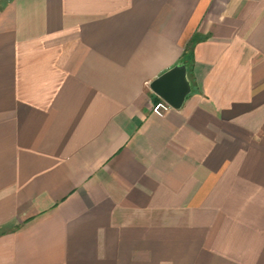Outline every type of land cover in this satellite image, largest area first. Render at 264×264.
Instances as JSON below:
<instances>
[{"label":"crops","instance_id":"crops-1","mask_svg":"<svg viewBox=\"0 0 264 264\" xmlns=\"http://www.w3.org/2000/svg\"><path fill=\"white\" fill-rule=\"evenodd\" d=\"M0 264H264V0H0Z\"/></svg>","mask_w":264,"mask_h":264},{"label":"water","instance_id":"water-1","mask_svg":"<svg viewBox=\"0 0 264 264\" xmlns=\"http://www.w3.org/2000/svg\"><path fill=\"white\" fill-rule=\"evenodd\" d=\"M152 90L173 108H180L190 91L184 67H175L151 84Z\"/></svg>","mask_w":264,"mask_h":264},{"label":"built area","instance_id":"built-area-1","mask_svg":"<svg viewBox=\"0 0 264 264\" xmlns=\"http://www.w3.org/2000/svg\"><path fill=\"white\" fill-rule=\"evenodd\" d=\"M171 108H173L170 104H168L165 100L157 101L153 104L152 110L158 115H163L167 111H169Z\"/></svg>","mask_w":264,"mask_h":264},{"label":"trees","instance_id":"trees-1","mask_svg":"<svg viewBox=\"0 0 264 264\" xmlns=\"http://www.w3.org/2000/svg\"><path fill=\"white\" fill-rule=\"evenodd\" d=\"M190 45H191V47H192V45H194V41H192V42L190 43ZM188 49H190V47L187 48V50H188Z\"/></svg>","mask_w":264,"mask_h":264}]
</instances>
